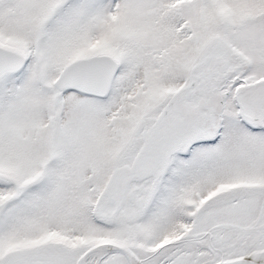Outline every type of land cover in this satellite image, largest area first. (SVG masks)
Masks as SVG:
<instances>
[{"label":"snow or ice","instance_id":"obj_1","mask_svg":"<svg viewBox=\"0 0 264 264\" xmlns=\"http://www.w3.org/2000/svg\"><path fill=\"white\" fill-rule=\"evenodd\" d=\"M0 264H264V0H0Z\"/></svg>","mask_w":264,"mask_h":264}]
</instances>
